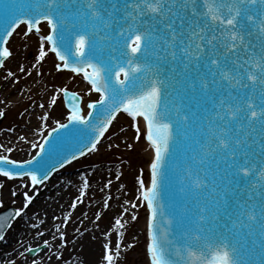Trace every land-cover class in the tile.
Listing matches in <instances>:
<instances>
[{
    "label": "snow or ice",
    "instance_id": "6c2138e0",
    "mask_svg": "<svg viewBox=\"0 0 264 264\" xmlns=\"http://www.w3.org/2000/svg\"><path fill=\"white\" fill-rule=\"evenodd\" d=\"M0 29V68L15 54L8 46L14 33L25 51L35 36L30 67L37 76L51 52L53 72L81 76L86 92L97 94L82 107L78 92L55 88L48 107L66 98V122L56 119L42 142L31 143L38 150L30 159L0 154V189L14 182L10 196L22 199L0 224V243L13 223H25L53 173L100 151L113 122L126 114L132 135L125 147L142 142L151 153L148 180L138 169L136 202L126 201L146 209L149 264H264V0H0ZM26 63L18 71L31 76ZM9 78L20 77L9 69ZM40 119L46 125L49 112ZM65 135L75 138L74 148L63 147ZM88 187L85 178L81 197ZM167 188L173 193L165 204ZM103 206L110 207L107 200ZM123 213L129 219L116 218V230L104 232L99 264H120L132 247L118 230L127 231L138 215ZM52 241L67 247L62 231ZM45 249L46 261L29 259ZM13 251L20 264L63 256L48 239L35 248L17 241ZM0 264L17 261L0 253Z\"/></svg>",
    "mask_w": 264,
    "mask_h": 264
},
{
    "label": "rangeland",
    "instance_id": "374dc122",
    "mask_svg": "<svg viewBox=\"0 0 264 264\" xmlns=\"http://www.w3.org/2000/svg\"><path fill=\"white\" fill-rule=\"evenodd\" d=\"M22 31L23 30L19 31L18 33H22ZM23 43H24V41H22V36L16 34V36H14L13 40L11 41V43L9 45V47L15 53L14 56L11 58L12 61L16 56L18 57L21 54V52L23 50ZM28 43L30 45L29 41H28ZM35 51H36V49H35ZM34 56H35L34 53L31 52L30 50H27L25 52V60L27 61L26 66L29 68L30 72H32V75L31 76H25L22 80H20V82H17L15 87L23 86L24 83H27V85H28V83L33 82L35 79L38 78V76L36 75L35 69H32L30 67V64L34 63V59H33ZM54 61H55L54 57L52 55L48 54V56L46 57V61L43 62L42 67H40L41 76H45V75L49 76L50 88H48L47 90H52V92H53V90L55 88L67 86L70 91H76L83 97V105L84 106H85L86 102L97 98V96H95L94 94L89 95L87 92L79 89L80 78L74 77L71 74H67V73H63V72L62 73L53 72L52 71V65H53ZM9 69H10L9 67H5L4 72H2L0 74V110H3L5 112V116L0 117V145L4 146V147H0V154L9 155L11 158L21 160V159H25L27 156H30L32 154V152L34 151L31 148V143H33V141H31L30 138H29V141H27L26 143L24 140H21L23 146L16 148L13 146L12 143H10V140L16 139L18 136L25 134L26 129L29 128L30 125H29V119L24 117L23 111L26 109H29V108L32 109L33 108V102H37L43 96V94L40 93L37 95L36 89H35V90H33V92H29L30 94L25 96V98H23V100H21V102H19L17 104L13 103L9 106H6L3 103L4 99L2 96V90L6 84L3 81V79L7 75V71ZM14 72L18 73V71H14ZM21 77H22V75H21ZM10 80L12 82L14 81L12 79H10ZM23 80H25V81L22 83L21 81H23ZM49 92L52 93L51 91H49ZM34 93L36 96L34 95ZM35 108H37L36 105H35ZM48 108L49 107L45 106L44 108H41L39 110V112L44 113L45 111H47ZM49 109H50L49 119L46 122V125L44 122L38 120V123H39L38 129H40V130L34 131L32 134L33 137H39L41 132L46 133V131H48L49 128L55 126V120L56 119H60L62 122V120H64L63 117L65 116V114H67V110L64 107L62 97H59L57 104L52 106ZM35 110H37V109H35ZM123 117H120L119 119H123ZM125 118H127V117H125ZM119 119L117 122L114 123L112 129H110L109 133L107 134V136H109L110 138L102 141V146H101L100 151L95 152V153H91L87 157L82 158L81 160H78L74 164H71L70 167H68L66 169V171L61 174L62 176H60V175L56 176L55 179H56V182L58 185H60V182L68 179L72 175H76L77 173H80L83 171H91L92 166L98 165L100 162H103V161L108 163V168H110V169L114 168L115 169V171L113 170L114 177H116L117 174L120 175V179L118 180V182H120V187L123 190V193L125 196H128L126 193V189H125L126 188L125 181H126V177H128L130 175V173L137 175L138 169L143 168L144 169V178L146 181L148 180V178H149L148 161H149L150 156L147 154H148L149 150H146V146L142 142L136 143L134 150L126 148L125 147V141L118 143V139H119L118 137H119L120 129H121L119 121H122V122L126 121L123 129H125V127L128 129V124H129V123L127 124V121L129 122V120H124V119L119 120ZM127 131L128 130H125L124 133H126ZM129 133H131V131H128L127 134H124V137H126V135H129ZM131 135H132V133H131ZM129 138L127 137V140ZM129 142H130V140H129ZM108 144H111L112 147L108 148L107 147ZM8 147H11L13 149V151L11 153H7L5 151V149ZM144 155H146V158L148 157V160L142 159ZM90 176H87V179L89 182L91 180ZM105 185L108 186L107 183H105ZM13 187H15L14 182L6 181L5 188L0 189V201H3V203H0V211L8 208L9 206H12L14 208H18V207L22 206V199L13 198L10 196L9 190ZM82 189L83 188L81 187L78 190V192L75 194L76 197L74 199H72L71 201L68 200L69 209H70V206L74 200L77 201V205H78V203L80 205L81 202L83 204L84 203L90 204L96 199V197L94 195L88 196V193H87L88 189L84 190V195L81 197L80 193H81ZM108 197H109L108 195L104 196L103 201L107 200L108 203H110L112 198L109 200ZM13 200H15L14 203H13ZM70 202H71V204H70ZM103 204H104V202H102V205ZM51 205H52V202H49L47 204V208L51 213L50 218L53 222L52 227L49 228L48 230H46V229L42 230V225L45 223V219H43L42 222L34 224V225H37V228H32L31 226L29 227L32 229V234H30L28 236L29 238H27L26 240H22V239H19L21 237V236H19L15 242V246H17V241L22 243L24 245V247L35 248L37 244H39L40 246H43V241L37 240V238H42L36 234L37 230L44 234L42 239H47V236H45V235L50 233L51 230H54V233H52V235H56V236H58L59 232L62 231L65 233V239L68 241L66 248L57 244L56 242L52 241L51 239H49V241H50V243H52L54 245V248L55 247L61 248V251L63 252V256L59 260H56L54 258L52 261H48L47 264H65V260H66V262H68V255L72 252L74 245H75V241L77 239V236H72V235L75 232H77L78 230H80L79 228L90 225L86 221L90 220L93 214L91 215V212H90V214L88 216L82 215L80 217H76L75 219L74 218L70 219V210L68 209V211L64 212L66 215L63 217H60L61 214L56 212L55 207H53ZM129 207L131 208V206H129ZM124 208H127L124 206V204H123V206H119L118 211H117L118 214L121 213L122 209H124ZM130 208H129V210H130ZM103 209H106V208L103 206ZM33 211H35V207L34 208L30 207L29 212H33ZM39 212H41L40 213V215H41L42 211H39ZM129 212H135L138 215V220L137 221H130L126 225L127 231H124V229H120L121 232H124V240L126 241V243L132 245L131 248H128L125 250L124 257L120 261V264H149V257H148L147 252H146V249H147V232H146L147 213H146V209L144 207H140L138 209H131ZM97 214L100 215L99 220L96 219ZM103 214L104 213L101 211V213L97 212L96 214L93 215L92 225L94 226V228H101L104 225V221L108 220V219H105V216ZM32 215L34 218V216H38L39 214H36V212H34V214H32ZM46 217H47V215L45 214L43 216V218H46ZM65 217H69L66 224H65ZM125 217H128L127 213H123L122 217L120 215H117V217H113V220L116 218H125ZM28 218L29 217L25 218L24 224H30V222H27ZM78 220H80V223H81L80 225L77 224ZM123 221H125V220H123ZM15 226H17V224H15ZM57 226H59V227L57 228ZM134 230H137L135 239L132 238ZM24 233L25 232H23V235H24ZM82 233H84V231H80V235ZM0 244H2V243H0ZM121 247L123 248L124 245L122 244ZM8 252H10L11 257L16 259L17 264H20L21 258L18 257L17 255L14 256V254H15L14 251L8 250ZM48 254L49 253L47 251H45L44 254H42V256H37V257H35V259L46 261ZM70 259H71V256H70Z\"/></svg>",
    "mask_w": 264,
    "mask_h": 264
},
{
    "label": "bare ground",
    "instance_id": "6f19581e",
    "mask_svg": "<svg viewBox=\"0 0 264 264\" xmlns=\"http://www.w3.org/2000/svg\"><path fill=\"white\" fill-rule=\"evenodd\" d=\"M24 30V29H22ZM47 31V30H46ZM16 35V33H15ZM14 38V35L12 37V39ZM11 39V40H12ZM30 42V46L27 48V50H30L31 52L34 53V55L37 54V41H36V37L33 36L32 39L29 41ZM11 43V42H10ZM9 43V44H10ZM36 49V51H35ZM26 50V51H27ZM24 49L22 50L21 54L17 57H15L12 60L9 59V62H5V67H9L12 71H18V67L17 65L19 63H21L22 61H26L25 60V52ZM27 62V61H26ZM35 63V61H34ZM27 65V63H26ZM25 65V66H26ZM4 67V68H5ZM13 68V69H12ZM30 71V70H29ZM4 72V70H2L0 73ZM17 73V72H16ZM17 75L20 77L19 81L22 80L25 75L17 73ZM22 75V77H21ZM12 78H9V80ZM9 80H4L3 81L6 83L3 90H2V96L4 99V104L6 106H9L13 103L17 104L19 102H21V100H23V98H25V96L29 95V92H33V90L36 89V94H40L42 93L43 96L37 101V102H33V108L32 109H26L24 110V117L29 119V128L26 129L25 134L21 135L24 136L26 139L24 140L25 143L27 141H29V138L31 141H33V143H37L38 141L41 140L40 137H33V132L34 131H38L40 129H38L39 127V123L38 120L41 121L40 117L42 116L43 113H40L39 110L41 109L39 107V104L43 103L45 106L48 107V105L50 104L51 101V96L53 94L52 90H47L48 88H50V80H49V76L45 75V76H38L37 79H35L33 82L28 83H24L23 86H16L17 81H13V82H9ZM25 80L21 81L22 83ZM79 89L83 90L86 92V82L83 80H80L79 83ZM49 91H51L52 93H50ZM41 94V95H42ZM35 95V93H34ZM36 96V95H35ZM35 105L37 108H35ZM37 109V110H35ZM48 112H50V109H47ZM121 116L118 115L117 119H119ZM64 120H62L63 122L65 121L66 116L63 117ZM115 120V122H117L118 120ZM124 120H129L128 118L123 117ZM123 119H119V120H123ZM126 123V121L122 122L119 121L120 127L124 128V124ZM129 122L127 121V124ZM113 127V126H112ZM111 127V129H112ZM125 130H128L125 127ZM128 131L126 133H121L119 134V139H118V143L126 141L127 137H131V133H129V135H126V137H124V134H127ZM18 136L16 139L10 140V143L13 144L14 147L18 148V147H22V142L20 137ZM107 136V134H106ZM9 140V139H8ZM150 156L149 160L151 159V153L150 150L148 151V154ZM27 159V158H26ZM143 160H148V157L146 158V155L143 156L142 158ZM113 170L115 171L114 168L110 169L108 168V163L103 161L100 162L98 165H94L92 166L91 171H83L80 173H77L76 175H72L71 177H69L68 179H66L64 182H60V185L57 184L55 176L51 179V183H46L48 184V186L45 184L43 186H41L40 188V192L38 197L35 199L34 204L31 205L30 207H35V211L33 212H29L28 215V221L30 222V224H21V225H17L14 227V230L10 231L7 234V241L8 244L4 245V244H0V253L4 254L5 258L11 256L9 251H13V248L16 247L15 246V242L17 240V238L19 236H21L19 239L22 240H26L27 238H29L28 236L30 234H32V229L29 228L30 226L37 224L39 222H42L43 219H45V223L42 225V230L46 229L48 230L49 228L52 227L53 222L50 218V211L47 208V204L49 202H52L53 207H55L56 212L60 213V217L65 216L66 214L64 213L65 211H68L69 207H68V200H72L76 197V193L78 192V190L82 187L83 188V180L85 178H87V176H90L91 180L89 182V187H88V196L89 195H94L96 197V199L90 203V204H83L82 202L78 203L76 208H72L70 206V219H75L76 217H80L82 215H86L88 216L91 212V215L96 214L97 212L101 211L104 213L103 215L105 216V219H108L107 221H104V225L101 228H94V226L92 225L93 223V215L91 217L90 220H85L88 224V226H84L82 228H79L80 230H78L77 232H75L72 236H77V239L75 241V245L74 248L72 250V252L68 255V262L67 264H99L100 262V254H101V244L102 242L105 241V236H104V232L108 231L109 233L113 232V230H116V225L114 224V220L113 217H117L118 214V207L119 206H124L128 208L129 210V206L130 204L127 203L126 201L131 200L132 203L136 202L135 197L133 196V183H134V177L136 175H134L133 173H130V175L128 177H126V181H125V186H126V193L128 196H125L123 193V190L120 187V182H118V180L114 177L113 174ZM111 179L112 180V184L106 186L105 183H107V181ZM61 181V180H60ZM44 188V189H43ZM106 193V194H105ZM108 195L109 197H111V201H110V207L103 209V205L102 202H104V196ZM138 196V193L136 194ZM108 197V199H109ZM129 199V200H128ZM46 200V201H45ZM48 200V201H47ZM110 200V199H109ZM45 201V202H44ZM71 204V202H70ZM132 208H130L131 210ZM129 210V211H130ZM42 211V214L40 215ZM34 212H36V214H39L38 216H34L33 215ZM47 215L46 218H43L44 215ZM110 216V217H109ZM128 217L122 218L123 220H128ZM74 221V220H73ZM113 221V222H112ZM72 222V221H71ZM110 222L111 226H110ZM77 224H81L80 220H78ZM85 228V229H84ZM80 231H84V233H82L80 235ZM118 231H121L120 229ZM23 232L24 235H23ZM51 235L52 233H54V230H51ZM50 233H48L47 235V239H51L52 240V236L49 235ZM56 233V232H55ZM136 233L137 230H134L132 238L135 239L136 238ZM57 234V233H56ZM49 235V236H48ZM43 238V237H42ZM42 238H37V240L43 241ZM5 247L7 248L5 250ZM23 250V249H22ZM16 255V253L14 254V256ZM71 256V259H70Z\"/></svg>",
    "mask_w": 264,
    "mask_h": 264
},
{
    "label": "water",
    "instance_id": "95a60500",
    "mask_svg": "<svg viewBox=\"0 0 264 264\" xmlns=\"http://www.w3.org/2000/svg\"><path fill=\"white\" fill-rule=\"evenodd\" d=\"M54 176H55V175H54ZM54 176H53V177H54ZM53 177H52V178H53ZM52 178H51V179H52ZM33 254H35V253H33Z\"/></svg>",
    "mask_w": 264,
    "mask_h": 264
}]
</instances>
